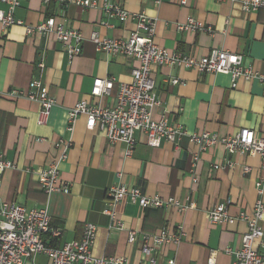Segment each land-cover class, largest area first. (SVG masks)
<instances>
[{
	"label": "crops",
	"instance_id": "obj_1",
	"mask_svg": "<svg viewBox=\"0 0 264 264\" xmlns=\"http://www.w3.org/2000/svg\"><path fill=\"white\" fill-rule=\"evenodd\" d=\"M111 1L152 19L156 25L155 43L160 48L196 58L213 49H224L241 54L245 67L264 75V9L245 13L240 0H195L188 7H181L179 0ZM5 10L6 5L0 1V11ZM15 16L33 26L56 17L79 31L84 43L81 55L70 60L54 35H27L25 27L0 26V91L27 89L31 80L41 79L56 101L47 124L39 125L38 103L24 98L0 99V156L14 164L3 174L0 206L9 203L46 207L53 228L62 230L55 240L58 247L79 240L84 226L94 224L96 257H123L132 264L148 262L142 253V236L168 229L181 230L184 235L178 245L151 243L152 256L159 263L174 260L177 264H209L212 260L216 264H234V252L241 249L247 226L238 220L213 224L208 211L231 198L232 215L251 214L258 199L256 183L264 179L261 159L230 156L222 145H217L201 153L193 167L198 149L191 136L211 133L228 137L241 129L264 135V83L241 79L233 89L228 75L203 74L177 66L155 67L153 78L160 104L152 109L153 118L181 124L187 135L177 145L164 142L152 148L146 144L144 134L137 132L135 151L126 157L124 144H111L98 129L89 130L84 117L70 132L68 112L82 100L111 106L119 85L132 82L131 71L138 62L98 50L90 37L96 32L102 39H126L137 31L136 23L109 19L96 8L73 4L65 7L60 0H50L48 4L44 0H23ZM189 16L213 33L177 30V24ZM41 62L45 64L43 71L38 68ZM97 78L116 80L110 95L91 96ZM172 79L180 83L173 85ZM66 150L68 159L60 166V180L69 191L46 195L39 175ZM227 159L234 160L237 166L231 170L214 169ZM246 165L252 168L248 175L242 171ZM118 184L138 187L150 197L191 201L195 208L184 213L174 208L141 209L124 199L116 206V218L123 225V230L117 231L103 211L107 190ZM131 232L137 235L135 243H129ZM35 263L49 264V259L39 255Z\"/></svg>",
	"mask_w": 264,
	"mask_h": 264
},
{
	"label": "built area",
	"instance_id": "obj_2",
	"mask_svg": "<svg viewBox=\"0 0 264 264\" xmlns=\"http://www.w3.org/2000/svg\"><path fill=\"white\" fill-rule=\"evenodd\" d=\"M6 5L5 11H0V26L8 29L12 26L25 27L27 35L49 36L54 35L70 60L79 57L82 53L84 37L75 30L67 27L56 17H49L37 25H26L24 21L17 19L15 13L23 0H0ZM195 0H179L181 7H188ZM233 1V0H231ZM49 3L50 0H44ZM245 13L256 12L264 9V0H240ZM65 7L69 4L83 8H96L103 11L109 19H117L120 22L133 21L137 31L126 39H102L98 33H92L90 41L100 51L110 55H124L138 62L131 71L132 82L120 84L115 103L111 106H100L92 102L79 101L68 112V130L73 132L75 123L80 117L86 119L89 130L98 129L104 134L111 144H124L126 157H131L136 148L137 132L144 134L146 144L152 148H159L164 142L177 145L178 141L187 135L181 124L172 125L166 119L156 121L152 115V109L159 105L156 96V83L153 78L155 67H181L196 69L200 73H218L228 75L231 78L232 88H236L238 81L258 80L264 83V75L245 67L243 56L224 49H213L204 57L196 58L182 53L169 52L160 48L155 43L156 25L145 13H131L121 5L111 0H60ZM109 28L113 26L105 23ZM177 30L187 33L206 31L213 33L212 29L204 25L193 16H189L185 22L177 24ZM38 68L43 71L44 63H39ZM171 83L177 85L179 79H172ZM114 78H97L94 80L91 96L100 98L110 95L114 89ZM24 98L40 105L39 125L48 122L55 99L50 96L47 87L41 79L30 81L27 89H14L10 92L0 91V99ZM192 142L197 146L194 155L193 167L196 166L200 154L209 149L222 145L230 156L260 157L264 170V135H257L250 129H241L236 135L220 137L216 134L201 133L191 136ZM59 146V145H57ZM68 159L67 150L44 169L39 175V184L46 195L56 192L67 193L68 186L61 184L60 166ZM237 166L232 159H227L223 164L215 165L214 169L231 170ZM14 164L0 156V189L3 174ZM243 174L251 173L249 166L242 167ZM194 173V169H193ZM196 183L197 178L193 177ZM256 190L258 199L254 203L252 213L240 212L237 215L230 213L233 200L227 198L208 211L209 221L213 224H227L234 220L242 221L247 226V232L243 235L242 247L234 252V264H264V179L257 181ZM127 199L131 204L141 209H177L184 213L195 208V203L187 201L181 203L175 198L150 197L135 186L113 185L106 193V207L103 211L112 221V229L123 230V225L116 218V206ZM0 264H36L35 258L39 255L48 257L49 264H132L123 257H96L93 254V246L97 235V227L94 224H86L82 237L65 243L62 247H51L45 242V237L51 235L59 238L61 229L52 227V219L46 207L27 208L23 205L2 203L0 206ZM183 232L162 229L154 235L142 236V253L148 257V262L139 264H177L174 260L159 263L152 256L153 243L156 246L167 244L178 245L183 238ZM137 235L129 234V243H135ZM228 253H232L228 251ZM209 264H216L210 261Z\"/></svg>",
	"mask_w": 264,
	"mask_h": 264
},
{
	"label": "trees",
	"instance_id": "obj_3",
	"mask_svg": "<svg viewBox=\"0 0 264 264\" xmlns=\"http://www.w3.org/2000/svg\"><path fill=\"white\" fill-rule=\"evenodd\" d=\"M53 227V226H52ZM58 238H53L51 235H47L45 237V242L48 246L58 248V246L55 245V240Z\"/></svg>",
	"mask_w": 264,
	"mask_h": 264
}]
</instances>
